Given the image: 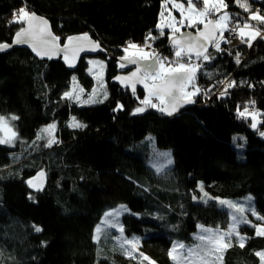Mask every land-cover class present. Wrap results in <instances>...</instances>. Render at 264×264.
<instances>
[{
  "label": "trees",
  "instance_id": "obj_1",
  "mask_svg": "<svg viewBox=\"0 0 264 264\" xmlns=\"http://www.w3.org/2000/svg\"><path fill=\"white\" fill-rule=\"evenodd\" d=\"M163 2L0 0L1 43H11L24 26L9 21L25 6L47 17L62 43L87 33L108 51L99 55L107 61V99L92 105L62 99L75 74L88 90L94 86L86 58L71 72L61 59L36 58L24 48L0 54V115L19 117L12 122L19 139L14 146L0 144V264H153L121 248L113 229L93 239L103 214L119 204L130 208L122 217L124 231L140 238L141 251L156 264H176L169 256L174 242L190 244L198 225L224 229L229 224L226 208L201 199L200 183L217 197L248 202L251 196L264 216V37L251 46L211 49L216 58L203 63L195 80L211 91L194 96L195 103L175 116L152 107L132 115L147 94L137 90L133 95L112 83L124 48L145 45L149 32L157 37L147 42L153 51L173 57L171 31L161 36L157 28ZM247 4L250 12L228 5L241 24L251 13L264 16V4L262 10ZM221 80L236 81L223 97ZM117 102L123 109L113 111ZM245 104L262 114L259 129L250 126V117L237 118V105L243 111ZM73 116L86 127H69ZM52 123L58 126V142L45 147L46 140L36 141V135ZM152 147L171 150L173 163L165 171L151 166ZM41 170L46 186L37 192L26 181ZM241 230L244 247L226 248L224 264H262L256 253L264 252V236L251 225Z\"/></svg>",
  "mask_w": 264,
  "mask_h": 264
},
{
  "label": "snow or ice",
  "instance_id": "obj_2",
  "mask_svg": "<svg viewBox=\"0 0 264 264\" xmlns=\"http://www.w3.org/2000/svg\"><path fill=\"white\" fill-rule=\"evenodd\" d=\"M171 0H164L162 4V10L160 16L163 19L165 16V11L168 9V4ZM187 9H185L184 3H172V9L180 11L181 19L176 20L172 16L171 12H168L170 21L167 24H158L157 28L160 30V35H164V28L167 27L171 30V35L169 37L171 47L175 50V60L169 61L167 58H162L156 52H148L145 49L150 48V44L147 42L149 40H155L157 37L153 36L149 32L148 36L145 38V45L143 47L130 44L129 47L136 49V52L132 54L128 53V48L124 51L126 55L121 57L120 67H125L126 63H132L137 65V70L132 72L130 76H117L114 79L120 81L121 84L128 86L131 85L132 93H136V83L140 82L144 84V87L148 89V95L140 101L139 107H136L132 111V115H136L144 112L148 107L157 108L162 114L171 116L184 104L195 103L193 97L196 95H207L211 89L202 90L195 84V76L197 71L203 67L204 62H210L216 57L208 52L209 46H212L217 53L221 52V42L230 43L228 38H225L224 32H229L231 36L238 35L240 37L241 43H247L251 46V41L256 39L258 36H262V33L258 28L256 30L248 32L246 29L252 28V22H258L259 25H264V16L259 15V13H252L247 18H244L241 24V17L238 14H232L227 11L228 5L224 0H186ZM202 4L201 9H197L196 4ZM235 4L238 5L245 12H250V8L246 0H235ZM187 12V15L185 14ZM235 16V19L233 17ZM214 17V18H210ZM37 17L35 13L29 12L25 6L14 12L13 18L9 23H22L27 24V27H21L16 33L13 40V44H29L32 47L33 52L36 55L44 57L47 56L49 59L53 55H58L64 53V59L69 63V66H74L71 61H69V50L72 42L84 41L91 43L87 34L80 37H68V43L64 47L59 46V37L52 35L51 31L47 27L46 20H40V23L44 27H36L33 25V21ZM179 25V26H177ZM198 25H203V30H201ZM181 28H194L196 30V35L193 36L191 32H182ZM217 35L219 38H217ZM12 45L7 43H0V51H4L10 48ZM99 44H96L92 50L99 48ZM74 51V57L78 56L79 52L85 51L84 46L77 45ZM236 64H240L239 53L235 56ZM89 63H93L89 61ZM99 63L103 67V62ZM166 65H169L166 67ZM175 65V66H171ZM143 69V76L139 74ZM90 73L92 69L88 70ZM207 75L211 76V73ZM73 89L71 91H66L63 93L62 99H68L75 101L80 104H94L102 103V100H98L96 97L99 90L93 89L92 93L89 94L87 100H82L81 96L84 93L83 88H79L76 83V78L73 77ZM146 80H151V86L146 83ZM101 88L103 87L102 80L100 81ZM224 85V90L219 93L220 97L228 94V90L236 86V81L226 82L221 80L218 82ZM214 87V86H213ZM153 97L158 101L153 103ZM104 99H107V93L104 92ZM254 105V101L250 102ZM170 106V110H169ZM241 106L237 105V118L238 119H248L251 117L252 123L251 127L253 129L257 128L256 117L262 115L261 113H249L248 104L243 106V111L240 110ZM123 105L117 102V107L113 111L122 110ZM19 119V117L12 115L10 120L14 121ZM71 128H84L86 125L80 123L76 117H72L68 124ZM55 123L49 124L39 130L36 135V141L41 139L46 140L45 147H51L52 144L58 141L55 138ZM0 144H14L18 139V133L13 130L10 126V121L4 116H0ZM264 136V132L260 133ZM236 137H233V141H236ZM242 139V138H241ZM36 141H33L35 144ZM238 147H243V145H237ZM165 157L169 156V153H161ZM171 163V160L168 161ZM157 171H160L157 168ZM45 173L43 170L37 173L36 177H33L26 181L27 185L34 191L43 190ZM201 191H203V185H200ZM207 194L205 193V196ZM29 199L34 200L35 197L30 193ZM195 200L196 197L193 196ZM203 199V198H201ZM249 202V207L246 209L243 204L233 203L231 201L220 200L219 203L222 206H226L231 210V224L229 225V230L226 232H221L219 229L205 228L202 225L197 227L200 232L196 234V240L200 243L195 246H185L181 243H174L172 250L169 252V256L176 260L173 252L179 250L180 252H187L186 260H191L194 256H199L201 251H205L206 255L200 257L202 264H206L207 259L210 255L215 254L216 258L219 259V253L228 247H231V240L235 237L239 242L240 247H244V242L246 237L240 235L238 228L241 224H250L251 222L247 220L244 215L245 212H250L253 216H256L259 220H264V216H259L255 209L251 206L252 197L247 198ZM207 202V201H205ZM130 212L126 205H119L110 211H106L103 214V218L99 224L95 227V233L93 236L94 240L99 241L101 236L105 234L108 229H116L120 236L116 237L119 240L121 248H123L130 255L136 251V245L139 243V237H133L128 239L123 236L124 227L119 221V217ZM133 215H137L132 213ZM162 219V217H161ZM36 232L42 231L39 226H33ZM256 228L257 236H264V227L253 225ZM143 256V254H140ZM257 256L261 257L262 264H264V252H257ZM147 259V257H144Z\"/></svg>",
  "mask_w": 264,
  "mask_h": 264
},
{
  "label": "rangeland",
  "instance_id": "obj_3",
  "mask_svg": "<svg viewBox=\"0 0 264 264\" xmlns=\"http://www.w3.org/2000/svg\"><path fill=\"white\" fill-rule=\"evenodd\" d=\"M212 2H214V0H212ZM224 2L227 4V5H233L234 3H235V0H224ZM246 2H249L250 4L251 3H253V4H255V5H257L258 6V9H260V10H262L263 8L261 7V5L260 4H264V0H246ZM164 3V2H163ZM172 3H184L185 4V9H187V3H186V0H171V2H169V4H168V9L165 11V16L163 17V19L161 18V16L159 17V23L158 24H167L169 21H170V19H171V17H169V15H168V12H171V14H172V16H174L175 18H176V20L177 21H179L180 19H181V15H180V11L179 10H176V9H172ZM196 7H197V9H201L202 8V6H201V4L200 3H197L196 4ZM162 10H164L163 8L161 9V11ZM254 13H257V12H254ZM185 14L187 15V12H185ZM252 14V13H251ZM253 24V27L252 28H249V29H246V31H248V32H251V31H254V30H256V28H258L259 29V26H256V24H254V23H252ZM177 26H179V25H177ZM264 26V25H263ZM185 29H191L192 30V28H181V31H183V30H185ZM164 30H170L169 28H167V27H165L164 28ZM171 31V30H170ZM259 31H260V29H259ZM226 32H224V36H225V38H226ZM259 37V36H258ZM258 37L256 38V39H254V40H252L251 41V44L252 43H254L257 39H258ZM219 38V37H218ZM241 43V40H240V37L238 36V38L237 39H235V40H233L232 42H230V43H224V42H221V46L222 45H224V44H229V45H234V46H236V45H239ZM130 44H135V45H138V46H141V47H143L144 46V44H140V43H130ZM129 44V45H130ZM129 45L128 46H126L125 48H128V53L127 54H132V53H134V52H136V49H133V48H130L129 47ZM124 48V49H125ZM146 51H148V52H153V49L150 47V48H147V49H145ZM155 52V51H154ZM156 53H158L159 55H161V52H156ZM126 55V53L124 52V55H123V57ZM162 57V56H161ZM162 58H167L169 61H173V60H175V55H173V57H162ZM86 60H87V62H88V64H89V67H88V69H87V71L91 68L92 69V72L90 73L89 71H88V73L94 78V86L90 89V90H88L83 84H81V82H80V80H79V78L77 77V75L75 74L73 77H75L76 78V83L78 84V87L79 88H83L84 89V93L82 94V96H81V99L82 100H87L88 99V96H89V94L90 93H92V90L95 88V89H98L99 90V92H98V95H97V99L98 100H103L104 99V92H106V85H107V81H106V68H107V61L104 59V58H101V57H99V56H95V57H86ZM89 61H92L93 63H89ZM96 62H103V67H101L100 66V64L99 63H96ZM167 66H169V65H166V67ZM171 66H175V65H171ZM72 77V78H73ZM197 79V73H196V77H195V80ZM102 80V83H103V87L101 88V83H100V81ZM150 82H151V80H149ZM152 83V82H151ZM195 84H196V86L197 87H199V85H198V83H197V81H195ZM73 89V79H72V83H71V87H70V89L68 90V91H71ZM148 95V94H147ZM153 99V103H157L158 104V101L156 100V98L155 97H153L152 98ZM80 104V103H79ZM94 104H96V103H94ZM81 105H92V104H81ZM157 109V108H156ZM248 112H249V109H248ZM250 113V112H249ZM255 113H259V111H255ZM0 116H2V115H0ZM4 117H6V116H4ZM6 118H8L9 119V121H10V126L13 128V130L15 131V129H14V127H13V124H12V120H10V117H6ZM251 118V117H250ZM252 120V119H251ZM256 122H257V128L256 129H259V124L261 123V121H260V115H258L257 117H256ZM55 125H56V130H55V138H56V140H57V132H58V126H57V123H55ZM256 129H254V130H256ZM262 132H264V130L262 131ZM0 135H3V133H0ZM261 136V135H260ZM262 138H264V136H261ZM242 139H243V137H242ZM55 144H57V143H54V144H52V145H55ZM4 145H9V144H4ZM9 146H14V144H11V145H9ZM161 153H169L170 155L169 156H167V157H165V156H163V155H160ZM169 159L171 160V163H169L168 161H169ZM172 163H173V158H172V153H171V150H162V149H158V148H153L152 147V149H151V161H150V164H151V166L157 171V168H159L160 169V171L159 172H162V171H165L168 167H170L171 165H172ZM203 185V183H200V185ZM200 187V186H199ZM200 191H201V189H200ZM202 192V197L201 198H203L202 200L203 201H209V200H214V201H217L218 203H219V201L220 200H226V201H231V202H233V203H240V204H243L244 205V207L247 209L248 207H249V203L248 202H240V201H233L232 199H228V198H221V197H217V196H215V195H212V194H210L208 191H207V189L205 188V186L203 185V191H201ZM205 193L207 194L206 196H205ZM220 204V203H219ZM252 204V203H251ZM119 205H126V204H119ZM118 205V206H119ZM221 205V204H220ZM127 206V205H126ZM222 206V205H221ZM222 207H224V208H226L228 211H229V224H228V226L226 227V228H224V229H221V228H213V227H209V226H205V225H202V226H204L205 228H211V229H219L221 232H226V231H228L229 230V225L231 224V210L230 209H228L226 206H222ZM252 207L254 208V206H253V204H252ZM127 208L130 210V208L127 206ZM108 211H110V210H108ZM256 211V210H255ZM127 213V212H126ZM125 214V213H124ZM124 214H122L120 217H119V221H120V223L123 225V222H122V217H123V215ZM245 216H246V218H247V220L248 221H250L251 223L250 224H241L240 226H239V228H238V231H239V233H240V235H242V236H244V237H246V234L244 233V232H242V230H241V228H242V226H244V225H251V226H253V225H257V226H261V227H264V220H259V219H257V217L256 216H253L250 212H245V214H244ZM260 216V215H259ZM113 230H115L117 233H118V236H120V233L116 230V229H113ZM255 230H256V228H255ZM200 232V229L199 228H197V231H196V233L194 234V240L190 243V244H188V243H183V242H179V241H177V242H174V243H181V244H184L185 246H195V245H197V244H199L200 242L198 241V240H196V234H198ZM123 236L124 237H126V238H128V239H132V238H130V237H128L127 235H126V233H125V231L123 232ZM136 237V236H135ZM139 242H140V239H139ZM173 243V244H174ZM234 243H238L239 244V242L237 241V239L234 237L232 240H231V245H233ZM173 246V245H172ZM171 250H172V248H171ZM170 250V251H171ZM226 250V249H225ZM225 250H223L221 253H219V259H217L216 258V255L215 254H212V255H210L209 256V258L207 259V261H206V264H224V262H223V255H224V251ZM143 254V256H141L140 254ZM173 255L176 257V260H173L176 264H202V261H201V259H200V257H203V256H205L206 255V252L205 251H201L200 252V254H199V256H196L195 254H194V256H193V258L191 259V260H186L185 259V257H187V252L185 251V252H180L179 250H177V251H175V252H173ZM131 256H141V257H147V255L146 254H144L142 251H141V249H140V243H138L137 245H136V251L135 252H133L132 254H131ZM147 260H149L151 263H153V264H156L153 260H151L149 257H147Z\"/></svg>",
  "mask_w": 264,
  "mask_h": 264
},
{
  "label": "water",
  "instance_id": "obj_4",
  "mask_svg": "<svg viewBox=\"0 0 264 264\" xmlns=\"http://www.w3.org/2000/svg\"><path fill=\"white\" fill-rule=\"evenodd\" d=\"M227 11L230 13V10L227 8ZM35 13L37 19L33 21V25L36 26V27H44V25H42L40 23V20H46L48 23H47V27L48 29L51 31L52 35L55 36V37H58L55 32L53 31V28H52V24L50 22V20L45 17V16H42L40 14H37L36 12H33ZM210 18H214V17H210ZM252 23L256 24V26H259L258 23H256L255 21H253ZM23 27H27V24H24ZM201 30H203V25L201 26L200 28ZM191 32L193 36H195L197 33H196V30H191V29H185L183 30L182 32ZM87 34V33H86ZM84 34H77V35H72L70 37H80V36H83ZM88 37H89V40L91 43H88V42H84V41H73L71 46H70V50H69V53H68V56H69V61L72 62V64L74 66L70 67L69 66V63L65 61L64 59V53H60L58 55H53L52 58L54 59H61V61L65 64V66L67 67V69L71 72H74L78 69L82 59L86 58V57H95V56H99V55H107L108 54V51L100 44V42L96 41L90 34H87ZM15 38V34H14V37L12 39V42L11 43H7V44H10L12 45L10 48H7L5 49L4 51H0V54L1 53H5V52H8L12 49H15V48H24V49H27L29 50L36 58H48L47 56H44V57H41V56H38L36 55L35 52H33L32 50V47L29 45V44H13V40ZM217 38H218V35H217ZM1 43V42H0ZM59 46L62 48L64 47L65 44L68 43V39H66L63 43L61 42V40L59 39ZM96 44H99V48L95 49L94 51L92 50V48H94V46ZM77 45H82L84 46L85 48V51H81L79 52L78 56H75L74 57V49L76 48ZM168 48H172L171 47V44H170V40L168 41ZM213 49L212 46H209L208 48V52ZM117 67H118V75L117 76H130V74L132 72H135L137 70V65L135 64H132V63H126V66L125 67H120V63H121V57L117 59ZM141 77L143 76V69L141 68V72L139 74ZM116 76V77H117ZM196 77V76H195ZM146 83H148L150 86H151V82L149 80H146L145 81ZM112 83L113 84H117L123 88H129L131 91V85H128V86H125L123 84L120 83V81L116 80V79H113L112 80ZM137 90H142L144 93L148 94V89H146L144 87V84L143 83H140V82H137L136 83V91ZM191 104L193 103H190V104H184L182 107H180L176 112H174L171 116H175L177 115L181 110H183L184 108L190 106ZM169 110H170V106H169ZM164 116H167V117H171L169 115H166V114H163ZM44 171V170H43ZM45 173V171H44ZM37 174L34 176L36 177ZM46 186V173H45V177H44V182H43V189L45 188ZM32 189V188H31ZM33 190V189H32Z\"/></svg>",
  "mask_w": 264,
  "mask_h": 264
},
{
  "label": "built area",
  "instance_id": "obj_5",
  "mask_svg": "<svg viewBox=\"0 0 264 264\" xmlns=\"http://www.w3.org/2000/svg\"><path fill=\"white\" fill-rule=\"evenodd\" d=\"M235 19V18H234ZM259 29H260V32L262 33V36H259L260 38L261 37H264V26L263 25H260L259 26ZM226 38H228L230 40V42H232L233 40L237 39L238 38V35L236 36H231L229 32H226ZM250 113H255V110L254 108L250 109L249 110Z\"/></svg>",
  "mask_w": 264,
  "mask_h": 264
},
{
  "label": "crops",
  "instance_id": "obj_6",
  "mask_svg": "<svg viewBox=\"0 0 264 264\" xmlns=\"http://www.w3.org/2000/svg\"><path fill=\"white\" fill-rule=\"evenodd\" d=\"M226 35V34H225ZM219 37V36H218ZM258 38H260V37H258ZM199 88H200V86H199ZM201 89V88H200Z\"/></svg>",
  "mask_w": 264,
  "mask_h": 264
}]
</instances>
